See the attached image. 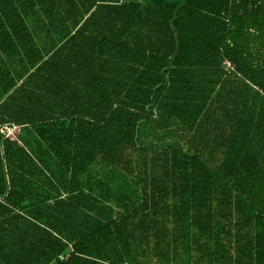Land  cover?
Listing matches in <instances>:
<instances>
[{"label": "trees", "instance_id": "trees-1", "mask_svg": "<svg viewBox=\"0 0 264 264\" xmlns=\"http://www.w3.org/2000/svg\"><path fill=\"white\" fill-rule=\"evenodd\" d=\"M36 14L64 31L47 55ZM156 114L187 157L115 212L81 178L136 179ZM3 124L38 142L0 135V264H264V0H0Z\"/></svg>", "mask_w": 264, "mask_h": 264}, {"label": "rangeland", "instance_id": "rangeland-1", "mask_svg": "<svg viewBox=\"0 0 264 264\" xmlns=\"http://www.w3.org/2000/svg\"><path fill=\"white\" fill-rule=\"evenodd\" d=\"M124 2L139 3L146 5L149 0H122ZM152 3L159 5L161 0H150ZM27 23L35 34L36 40L43 50V54L47 55V49H52L58 45L59 41L64 38V31L61 27H51L44 16L41 14L32 15L27 18ZM226 65V63H225ZM227 70V65L225 66ZM233 73V72H231ZM154 121H156L154 117ZM149 123L141 126L139 145L142 149H148L145 153V162L140 160L138 173L136 179L124 175L112 176L110 168L103 162L97 161L92 165L87 174L81 178L84 183V188L92 189V195L98 199H102L103 205H111L114 207L115 212L119 210L116 208L117 198L120 195L128 194L131 201L137 203L136 206L142 203L146 194L149 192L151 169L149 164L158 160L159 163L163 161V155H169L174 149H180V158L187 157V146L192 137V134L182 130L174 129L168 131L167 134L157 132V128H148ZM176 124V122L172 123ZM178 124V123H177ZM156 130V131H155ZM183 133H181V131ZM19 137H24L32 147H37L38 137L27 135L20 129L17 138H11L12 141L20 142ZM87 185V187H86ZM130 205V203H128Z\"/></svg>", "mask_w": 264, "mask_h": 264}, {"label": "crops", "instance_id": "crops-1", "mask_svg": "<svg viewBox=\"0 0 264 264\" xmlns=\"http://www.w3.org/2000/svg\"><path fill=\"white\" fill-rule=\"evenodd\" d=\"M155 119H156V121H153V122H151V123L148 124V128L149 129L150 128H157L156 130L159 133H165V134H167L168 131H171V130H174V129L179 130L178 127L182 128L177 123L172 125V123H174V120L171 121L167 117L166 118L165 117H161L158 114H156L155 115ZM182 130H183V128H182ZM181 133H183V132L181 131Z\"/></svg>", "mask_w": 264, "mask_h": 264}, {"label": "built area", "instance_id": "built-area-1", "mask_svg": "<svg viewBox=\"0 0 264 264\" xmlns=\"http://www.w3.org/2000/svg\"><path fill=\"white\" fill-rule=\"evenodd\" d=\"M227 65V71L230 73L234 71V68L229 62H225ZM225 65V66H226ZM20 127L15 124H3L0 125V135L2 140H12L11 138H17V134L20 133ZM63 259V258H62Z\"/></svg>", "mask_w": 264, "mask_h": 264}]
</instances>
